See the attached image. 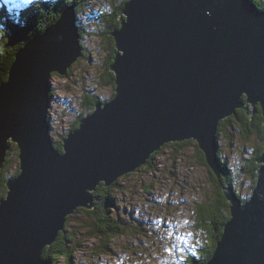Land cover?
I'll return each instance as SVG.
<instances>
[{"label": "water", "instance_id": "1", "mask_svg": "<svg viewBox=\"0 0 264 264\" xmlns=\"http://www.w3.org/2000/svg\"><path fill=\"white\" fill-rule=\"evenodd\" d=\"M250 1H126L110 34L115 95L63 138L64 154L50 136L49 90L51 73L66 75L81 56L74 7L16 51L0 83V166L11 143L20 159L0 199V264H45L44 247L77 206L93 207L98 184L169 142L194 138L217 178L214 133L238 108L260 105L264 146V9ZM256 162L247 201L222 187L230 218L206 264H264V149Z\"/></svg>", "mask_w": 264, "mask_h": 264}, {"label": "rangeland", "instance_id": "2", "mask_svg": "<svg viewBox=\"0 0 264 264\" xmlns=\"http://www.w3.org/2000/svg\"><path fill=\"white\" fill-rule=\"evenodd\" d=\"M122 1L87 0V3L77 11L76 5L71 4L74 5L75 16L78 18V22L75 23L80 28L78 40L81 56L72 63L66 75L54 73L50 77L48 123L54 147L59 151H62L61 139L70 133L67 130L80 113L79 103L85 96L84 93L102 95L109 100L114 97L111 95L114 92L113 83L109 89V83L100 78L103 77V73L105 74L104 66L111 60L109 55L112 48L116 47L112 44L113 36L110 35L109 38L103 25L101 28L97 26L102 22L103 12L117 10ZM122 15L126 18L122 13L118 16L117 28H121ZM13 40L16 42L17 37ZM110 72L114 79L113 71ZM243 98L246 100L245 93ZM260 108L258 104L252 115L238 108L235 114L224 120V126L218 131L220 136L214 137L224 160L227 156L234 158L232 152L236 156L238 154L239 159L251 158L255 150L262 145L260 138H256L253 132H247L237 120L238 110H242L250 121ZM60 143L61 148L56 147V144ZM197 146L194 139H190V142L183 146H162L152 162L153 165L146 168L138 167L137 169L140 168L138 171L136 169L114 180L115 186H112L109 192L111 199L115 198V202L113 200L115 208H112L111 215L115 221L122 222V229L120 234L107 242L110 243V255L100 253L98 241L92 237V229L96 226L92 224L91 216L86 211L92 207H80L84 210L78 208L77 212L70 215L65 226V232L70 236L66 241V245H70L69 249L72 251L70 263H67L64 256H60L55 262L50 260L45 264H191L193 260L201 259L205 246L212 241L210 232L212 213L209 204L214 199L217 187L210 179V168L201 163ZM18 160L20 161L17 152ZM217 161L219 162V159ZM228 161L232 159L229 158ZM242 178L245 181L240 185L237 181L236 188L244 198L250 195L251 189L246 183V177ZM201 207L204 208L201 210ZM82 221L86 224L82 225ZM81 225L84 228H81ZM138 233L142 235L143 246L137 247L135 241H140Z\"/></svg>", "mask_w": 264, "mask_h": 264}, {"label": "trees", "instance_id": "3", "mask_svg": "<svg viewBox=\"0 0 264 264\" xmlns=\"http://www.w3.org/2000/svg\"><path fill=\"white\" fill-rule=\"evenodd\" d=\"M38 1L39 2L34 4L32 10L23 11L22 13L16 12L15 14L17 16L16 18L17 21H14L13 18L10 19V15L8 14L6 10L0 13V83L7 79V73L9 70V66L14 59L16 50L19 47H22L31 35H33L34 33L41 32L46 26L52 24V22H54L58 18L63 7L71 5V4H75L76 11H77L78 8L81 9L83 7V4L87 3V0H48V1L38 0ZM125 1L127 0H123L122 3L118 5L117 10H113L110 13L109 12H103L104 14L102 13L103 14L102 22L98 24L97 27L101 28L103 25V29L106 30L105 32L107 34L109 33V38L111 37L110 36L111 32L115 30L117 27H119L118 16L122 13V9L124 7ZM251 1L256 6L260 7L261 9H264V0H251ZM42 3L45 4L44 7L42 6ZM108 6H109V3H108ZM0 8L2 9L3 6ZM23 8L25 7L22 6L19 9L22 10ZM77 22H78V18H77ZM14 37L15 38L17 37L16 42L13 40ZM109 38H107V42H109ZM113 50L114 48H112V51ZM112 51L109 55V58L112 56V53H113ZM111 63H112L111 60H109L108 63H106V65L104 66L105 74L103 73L102 75L103 77L100 78V80L104 79V81H106L107 84L109 83L108 85L109 89L112 88V83L114 85L113 74L108 69ZM113 94L114 92H112L111 95L114 96ZM84 95L85 96L79 103V106L81 107L80 113H78V115L75 117V120L72 121L67 132L68 131L70 132L74 130L75 128H77L79 124V120L82 119L85 115L93 111L94 104L97 101L108 100V97L104 98L102 95H98V94L93 95L92 93L87 92V93H84ZM260 110L258 111L257 114L254 115L253 119L250 121H248L249 118H247V116L242 110H238L239 118H237V116H235V118H237V120H239L242 123V126L247 132H253L256 138L258 137L262 141L263 117L260 115L261 114ZM48 117L50 116L48 115ZM224 120L220 121L221 125L220 124L218 125V131L220 130V128L223 127L222 125H224ZM244 135H246V133H244ZM248 135L250 134H247V136ZM217 136H220V133L217 132ZM189 142L190 140L189 141L187 140L185 142L183 141L180 143L169 142L167 144H164L163 146H170L171 144H172L171 146L173 145L183 146V145H187ZM61 143L59 145L56 144V147L61 148ZM159 150L153 152V154L151 153L149 158H147L146 160L147 162H145V164L142 165L140 168L142 167L146 168V166L153 165L152 162L155 160L156 154H159ZM17 151L18 150L16 148V145L14 143H11L10 150L7 152V156L4 157V161L1 164V167H0V198L6 195V192H7L6 182L8 178L14 175L16 176L19 172L18 166H17L18 165ZM262 151H263V148L262 146H260L259 148L255 150L253 156L251 158H246L239 165L238 168H237V165L233 166V168H228L226 162H224V165H222V167L220 165V178H216L213 172L208 169L209 173H211L210 179L214 181V184L217 187V189L215 188L216 192H215V196H213L214 199L212 203L209 204V210H211V213H212L211 221L215 223L213 226L210 227L212 241L208 246H205V252L200 257L201 259L193 260V263L191 264H205L210 259L211 253L213 252L215 248V242L219 238L222 232L223 225L225 221L228 218H230V211H229L230 205H228L229 202L223 196V192H221L222 186L227 185L229 182H231L232 184H234L236 193L239 195V191H237V188H236L237 181L240 182L241 180H243L242 177L245 176L247 184L250 187H252L255 177H256V170L259 166V164L256 162V159L261 155ZM219 153L220 151L218 152V154ZM198 156L200 157V159H202L201 163L204 166H207L205 162L204 154L199 149H198ZM219 160L221 161L224 159L222 158ZM139 169H137L136 171H138ZM112 186H115V182H112L108 186H104L103 183H101L92 192V196H93L92 209L90 210L86 209V211L90 214L89 216H91L92 224L96 226V228L92 229L93 231L92 237H94V239L95 238L97 239L98 241L97 247L100 253L101 252L109 253L110 243L109 244L107 243L108 240L110 238L111 239L115 238L116 235L121 233V229H122L121 228L122 222L115 221L114 216L111 215L112 208H115L113 206L114 205L113 200L115 202V198L111 199V194L109 193ZM203 208L204 207H201V210ZM79 209H77L75 212H77ZM158 209L160 210V208ZM80 210H84V209H80ZM215 214H218V219L215 218L214 216ZM69 219H70V215L68 216L66 220V224H68L67 221H69ZM83 224H86L85 221H82V225ZM82 225H81V228H84L82 227ZM120 236H123V235H120ZM69 238L70 236L66 234L65 227H64V229L58 233L56 240L52 244L44 248L43 253H42L43 258L47 261L51 260V262L53 261L55 262L58 257L64 256L67 263H70L72 251H70L69 249L70 245H66V241Z\"/></svg>", "mask_w": 264, "mask_h": 264}, {"label": "bare ground", "instance_id": "4", "mask_svg": "<svg viewBox=\"0 0 264 264\" xmlns=\"http://www.w3.org/2000/svg\"><path fill=\"white\" fill-rule=\"evenodd\" d=\"M128 1V0H127ZM247 1H249V0H247ZM55 4V3H54ZM249 4L251 5V4H253L251 1L249 2ZM3 6V4L0 6V7H2ZM73 7H74V5H72ZM74 14H75V7H74ZM45 20V19H44ZM53 23V22H52ZM36 25V24H35ZM75 27L77 28L78 27V25L75 23ZM47 28V26L45 27V29ZM79 27L77 28V30H78V33H79V36H80V31H79ZM119 28H117L116 30H118ZM44 30V29H43ZM18 31V30H17ZM42 32V31H41ZM113 45H115L114 44V42H113ZM18 47V46H17ZM20 48V47H19ZM115 49V48H114ZM118 50H116L115 49V52H117ZM119 53H121L122 54V51H119ZM113 58H114V51H113V53H112V56H111V62H113L112 60H113ZM110 59V58H109ZM12 64V63H11ZM110 71H112V70H110ZM52 74H54V73H51V75ZM7 78H8V73H7ZM50 93H51V91H50ZM113 95H115V92H114V94ZM111 99V98H110ZM109 100V99H108ZM261 109V108H260ZM259 109V110H260ZM261 115V114H260ZM226 118H228V116H225L224 118H223V120L224 119H226ZM50 121V120H49ZM261 123V122H260ZM220 124V121H218V123H217V129H218V125ZM221 125V124H220ZM222 126H224V125H222ZM78 127V126H77ZM69 132V131H68ZM217 130L215 131V135L217 136ZM219 133V132H218ZM62 137V136H61ZM66 137V136H65ZM65 137H63V138H65ZM63 138H62V140H61V142H62V145H63ZM192 138V137H191ZM194 139V138H193ZM195 140V139H194ZM196 141V140H195ZM197 142V141H196ZM213 142H214V144H215V146H214V156H215V159H222L223 157L220 155V153L218 154V152H219V145H218V142H217V140L216 139H213ZM262 144V143H261ZM172 145V144H171ZM198 147V146H197ZM17 148V147H16ZM162 148V147H161ZM160 148V149H161ZM57 149V148H56ZM199 150L200 151H202L200 148H199ZM158 151V150H157ZM161 151V150H160ZM18 152V151H17ZM203 152V151H202ZM62 153L64 154L65 153V151H62ZM201 153V152H200ZM153 154V153H152ZM156 154V153H155ZM224 159V158H223ZM3 161H4V158H3ZM3 161H2V163H3ZM151 161V160H150ZM220 161V160H219ZM147 162V161H146ZM206 162V161H205ZM224 160H221L220 162H218L217 163V165H218V167H219V175L217 176V178H220V165H221V167H222V165H224ZM1 163V164H2ZM207 164V163H206ZM208 166V165H207ZM1 167V166H0ZM18 168H20V161L18 160ZM208 168H209V166H208ZM19 170V169H18ZM136 170V169H135ZM211 170V169H210ZM212 171V170H211ZM210 171V172H211ZM19 173V172H18ZM215 176V175H214ZM222 176V175H221ZM11 178H13V176L11 177ZM9 180V179H8ZM7 180V181H8ZM11 180H13V179H11ZM213 180H215V179H213ZM219 180V179H218ZM108 186V185H107ZM6 187H7V185H6ZM217 189V188H216ZM222 192V191H221ZM224 196V195H223ZM250 196L251 195H249L248 197H242V199H241V203H243V202H245V201H247L249 198H250ZM89 204V203H88ZM229 205V204H228ZM228 207V206H227ZM78 208H80V206H77L74 210L76 211ZM74 211V212H75ZM73 212V213H74ZM73 213H71V214H69V215H72ZM67 217H68V215L66 216V219H65V223L64 224H60V226L61 227H63L62 229H59L58 231H57V235H58V233L60 232V231H62L63 229H64V227H65V224H66V220H67ZM54 242V241H53ZM52 242V243H53ZM51 243V244H52ZM46 248V247H45ZM43 254H41V256H42ZM42 259L43 260H45L44 258H43V256H42ZM69 260V259H68ZM45 261H47V260H45ZM48 262V261H47Z\"/></svg>", "mask_w": 264, "mask_h": 264}, {"label": "snow or ice", "instance_id": "5", "mask_svg": "<svg viewBox=\"0 0 264 264\" xmlns=\"http://www.w3.org/2000/svg\"><path fill=\"white\" fill-rule=\"evenodd\" d=\"M5 3L10 4L11 8L17 9L19 7H26L32 3V0H4ZM170 251V249H166Z\"/></svg>", "mask_w": 264, "mask_h": 264}, {"label": "flooded vegetation", "instance_id": "6", "mask_svg": "<svg viewBox=\"0 0 264 264\" xmlns=\"http://www.w3.org/2000/svg\"><path fill=\"white\" fill-rule=\"evenodd\" d=\"M214 216H215L216 219H218V214H215ZM214 224H215V223L212 222V223H211V226H213Z\"/></svg>", "mask_w": 264, "mask_h": 264}]
</instances>
